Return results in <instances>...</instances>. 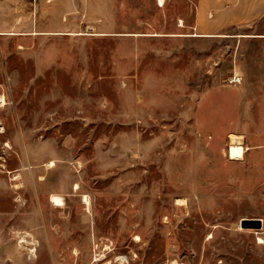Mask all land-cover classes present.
Here are the masks:
<instances>
[{
	"label": "rangeland",
	"instance_id": "obj_1",
	"mask_svg": "<svg viewBox=\"0 0 264 264\" xmlns=\"http://www.w3.org/2000/svg\"><path fill=\"white\" fill-rule=\"evenodd\" d=\"M1 99L0 264H264V0H0Z\"/></svg>",
	"mask_w": 264,
	"mask_h": 264
},
{
	"label": "bare ground",
	"instance_id": "obj_2",
	"mask_svg": "<svg viewBox=\"0 0 264 264\" xmlns=\"http://www.w3.org/2000/svg\"><path fill=\"white\" fill-rule=\"evenodd\" d=\"M161 3L163 4V0H161ZM4 101H5L4 99H1V100H0V102H2V103L5 104ZM232 156L235 157V156H237V155H236L235 153H232ZM239 156H240V155H239ZM48 166H49V168H52V167L55 166V163H54L53 161H51V162H49ZM77 188H78V186L76 185L75 189H77ZM51 202H52L53 205L56 206V207H63V206L65 205V199H64V197H63V196H59V195H57V194H53V195L51 196ZM84 202H85L86 205L88 206V207H87V210H89V209H90V204H91V202H90V199H89L88 196H85V197H84ZM139 238H140V237H137L136 240H139ZM262 241H263V240L260 238V242H262ZM22 242H24V240H23ZM100 260H101V258H96L95 262H98V261H100ZM173 264H174V263H173Z\"/></svg>",
	"mask_w": 264,
	"mask_h": 264
},
{
	"label": "water",
	"instance_id": "obj_3",
	"mask_svg": "<svg viewBox=\"0 0 264 264\" xmlns=\"http://www.w3.org/2000/svg\"><path fill=\"white\" fill-rule=\"evenodd\" d=\"M242 226L245 228H260L261 220L259 219H243Z\"/></svg>",
	"mask_w": 264,
	"mask_h": 264
},
{
	"label": "built area",
	"instance_id": "obj_4",
	"mask_svg": "<svg viewBox=\"0 0 264 264\" xmlns=\"http://www.w3.org/2000/svg\"><path fill=\"white\" fill-rule=\"evenodd\" d=\"M230 81L232 83L240 82V78L237 75L231 77Z\"/></svg>",
	"mask_w": 264,
	"mask_h": 264
}]
</instances>
